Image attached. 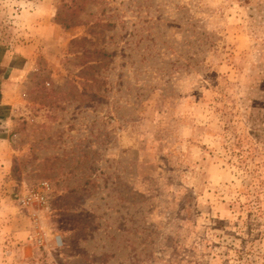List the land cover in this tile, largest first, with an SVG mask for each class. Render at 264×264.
Listing matches in <instances>:
<instances>
[{
	"label": "rangeland",
	"instance_id": "1",
	"mask_svg": "<svg viewBox=\"0 0 264 264\" xmlns=\"http://www.w3.org/2000/svg\"><path fill=\"white\" fill-rule=\"evenodd\" d=\"M19 3L0 264H264V0Z\"/></svg>",
	"mask_w": 264,
	"mask_h": 264
},
{
	"label": "crops",
	"instance_id": "2",
	"mask_svg": "<svg viewBox=\"0 0 264 264\" xmlns=\"http://www.w3.org/2000/svg\"><path fill=\"white\" fill-rule=\"evenodd\" d=\"M20 6L19 0H12V3L0 0V15L5 10L10 11L12 22L18 25L12 34H0V168L5 171L10 168L14 157V150L9 143L15 134L10 133L13 128L10 120L14 113L13 103L5 98L12 96L15 90L9 84L5 85V82L32 66L39 49H46L44 33L52 26L51 12L46 14V10L37 9L30 3L26 4V8L24 6L21 9ZM38 24L40 28L37 27Z\"/></svg>",
	"mask_w": 264,
	"mask_h": 264
},
{
	"label": "built area",
	"instance_id": "3",
	"mask_svg": "<svg viewBox=\"0 0 264 264\" xmlns=\"http://www.w3.org/2000/svg\"><path fill=\"white\" fill-rule=\"evenodd\" d=\"M35 196H38L37 194H35Z\"/></svg>",
	"mask_w": 264,
	"mask_h": 264
}]
</instances>
